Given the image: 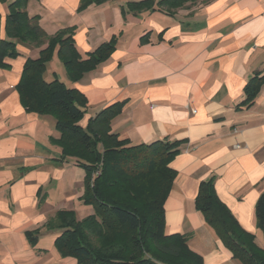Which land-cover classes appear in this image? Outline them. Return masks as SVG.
<instances>
[{"label": "crops", "instance_id": "1", "mask_svg": "<svg viewBox=\"0 0 264 264\" xmlns=\"http://www.w3.org/2000/svg\"><path fill=\"white\" fill-rule=\"evenodd\" d=\"M12 1H0V38ZM138 1L104 0L78 10L81 0H29L26 12L48 35L72 28L82 58L115 38L109 57L79 81L71 83L65 72L67 83L59 79L85 99L80 125L123 103L111 122L118 139L184 141L169 163L176 174L163 205L165 231L185 235L203 264H241L205 224L195 198L212 179L219 201L264 247L254 214L264 192V83L250 107L239 105L247 81L264 69V1L187 0L173 9L154 0L130 11L127 3ZM16 49L19 56L0 68V264H78L58 253L60 233L46 224L60 210L78 219L92 213L79 199L85 174L52 142L59 136L53 119L20 104L15 86L39 48ZM57 63L54 54L46 80L58 79ZM76 168L83 171L78 179ZM28 233L36 236L33 244Z\"/></svg>", "mask_w": 264, "mask_h": 264}, {"label": "trees", "instance_id": "2", "mask_svg": "<svg viewBox=\"0 0 264 264\" xmlns=\"http://www.w3.org/2000/svg\"><path fill=\"white\" fill-rule=\"evenodd\" d=\"M3 1V0H0ZM29 0H13L0 38V68L4 59L19 56L16 46L39 48L34 58L27 57L15 89L20 104L28 112L49 116L59 134L52 140L61 148L64 159H72L84 171L83 206L92 213L78 219L74 211L60 210L48 220L47 227L59 231L54 246L62 257L78 264H203L202 257L188 246L182 234L165 231L164 202L175 172L171 159L184 141H155L131 145L111 131V122L121 113L123 103H113L87 121L85 99L75 88L67 87L55 76L46 80V66L52 57L60 61L71 83L105 61L115 48V38L100 44L85 58L76 50L72 28L48 35L38 17L26 12ZM104 0H81L78 10ZM187 0H159V5L177 8ZM154 0L129 2L130 11L147 9ZM264 83V69L255 72L243 88L239 105L250 107ZM195 208L205 224L241 264H264V247L255 236L243 230L227 207L219 201L213 180L199 185ZM256 226L264 242V192L254 210ZM31 244L36 236H29Z\"/></svg>", "mask_w": 264, "mask_h": 264}, {"label": "rangeland", "instance_id": "3", "mask_svg": "<svg viewBox=\"0 0 264 264\" xmlns=\"http://www.w3.org/2000/svg\"><path fill=\"white\" fill-rule=\"evenodd\" d=\"M59 63L58 66L56 67V75L58 77V79H60L61 81H63L64 83H67V78L65 76V70L64 67L60 64V61L58 60ZM80 172L82 173L83 171H81V169H75L72 171V176L73 178L75 177L76 179H78V177L80 176ZM77 215H80V211L77 212Z\"/></svg>", "mask_w": 264, "mask_h": 264}, {"label": "built area", "instance_id": "4", "mask_svg": "<svg viewBox=\"0 0 264 264\" xmlns=\"http://www.w3.org/2000/svg\"><path fill=\"white\" fill-rule=\"evenodd\" d=\"M264 1V0H263Z\"/></svg>", "mask_w": 264, "mask_h": 264}]
</instances>
